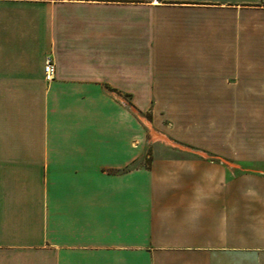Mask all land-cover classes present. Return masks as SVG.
Wrapping results in <instances>:
<instances>
[{"label":"crops","instance_id":"obj_1","mask_svg":"<svg viewBox=\"0 0 264 264\" xmlns=\"http://www.w3.org/2000/svg\"><path fill=\"white\" fill-rule=\"evenodd\" d=\"M234 102L264 117V0H0V264H264Z\"/></svg>","mask_w":264,"mask_h":264},{"label":"rangeland","instance_id":"obj_2","mask_svg":"<svg viewBox=\"0 0 264 264\" xmlns=\"http://www.w3.org/2000/svg\"><path fill=\"white\" fill-rule=\"evenodd\" d=\"M177 104H182V102H176ZM205 104V109L208 110V112H214L215 110H220V105L223 104L224 102H204ZM250 103V102H249ZM253 107L250 108L247 103L244 104L243 102H240L241 105H238V110L234 112L232 110H237L236 108V102H234L233 108L228 107V110L232 111V113L227 112L229 118H233L234 123H233V133L229 135V139L232 137L234 141L239 142V144H255V145H261L264 141V117H263V112L261 110L263 102H251ZM216 105V108H215ZM225 105V104H223ZM145 119V124L150 127L149 125V117H150V112H146L144 115ZM179 117L180 121V114H177ZM219 134V135H218ZM223 133H216L212 135H206V138L204 139L205 141L209 143H213L215 140L219 139H226L225 135H222ZM218 135L219 139H216ZM192 138H196L199 140V135L195 134L194 132L190 134ZM223 136V138H222ZM150 138V137H149ZM165 142H167L165 140ZM170 144V148L172 150L171 154H174L175 156H184L186 155L185 151L187 152V149H183L180 147L177 143ZM183 151V152H182Z\"/></svg>","mask_w":264,"mask_h":264},{"label":"built area","instance_id":"obj_3","mask_svg":"<svg viewBox=\"0 0 264 264\" xmlns=\"http://www.w3.org/2000/svg\"><path fill=\"white\" fill-rule=\"evenodd\" d=\"M43 71L45 81L51 82L55 77V66L50 56L45 59Z\"/></svg>","mask_w":264,"mask_h":264}]
</instances>
